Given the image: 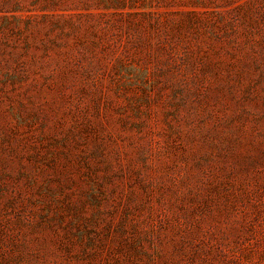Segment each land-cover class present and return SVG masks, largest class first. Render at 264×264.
I'll return each mask as SVG.
<instances>
[{
  "label": "rangeland",
  "instance_id": "obj_1",
  "mask_svg": "<svg viewBox=\"0 0 264 264\" xmlns=\"http://www.w3.org/2000/svg\"><path fill=\"white\" fill-rule=\"evenodd\" d=\"M0 264H264V0H0Z\"/></svg>",
  "mask_w": 264,
  "mask_h": 264
}]
</instances>
